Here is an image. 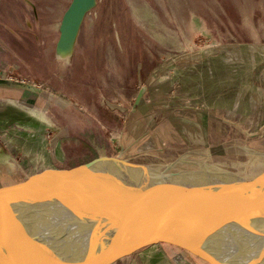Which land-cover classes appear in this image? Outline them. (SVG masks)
I'll use <instances>...</instances> for the list:
<instances>
[{
  "label": "rangeland",
  "instance_id": "rangeland-1",
  "mask_svg": "<svg viewBox=\"0 0 264 264\" xmlns=\"http://www.w3.org/2000/svg\"><path fill=\"white\" fill-rule=\"evenodd\" d=\"M71 1L0 0V77L41 88L0 89V185L26 163L100 154L237 178L264 169V0H98L66 59ZM134 260L209 264L170 243L114 264Z\"/></svg>",
  "mask_w": 264,
  "mask_h": 264
},
{
  "label": "water",
  "instance_id": "water-1",
  "mask_svg": "<svg viewBox=\"0 0 264 264\" xmlns=\"http://www.w3.org/2000/svg\"><path fill=\"white\" fill-rule=\"evenodd\" d=\"M97 3L71 1L56 53L72 57ZM9 88L25 99L41 89L0 77V89ZM6 155L0 139V162ZM159 243L209 264H240L243 255L232 246L245 248L246 258L263 255L264 169L237 178L100 154L77 163H26L0 185V264H114Z\"/></svg>",
  "mask_w": 264,
  "mask_h": 264
},
{
  "label": "bare ground",
  "instance_id": "bare-ground-1",
  "mask_svg": "<svg viewBox=\"0 0 264 264\" xmlns=\"http://www.w3.org/2000/svg\"><path fill=\"white\" fill-rule=\"evenodd\" d=\"M59 56H61L63 58H66V59H69L70 58L69 54H62V53H60ZM232 247H234L233 249H235L236 251H239L240 254L243 255V258L240 259V264H257L258 263L257 262L258 260H260V262H264V254L263 255L262 254L260 255L258 253L250 252V255L248 256V258H246L245 255H247L248 252L246 253L247 250L245 248H242V247H239L238 248V246H232ZM255 258H258V260L255 261Z\"/></svg>",
  "mask_w": 264,
  "mask_h": 264
},
{
  "label": "crops",
  "instance_id": "crops-1",
  "mask_svg": "<svg viewBox=\"0 0 264 264\" xmlns=\"http://www.w3.org/2000/svg\"><path fill=\"white\" fill-rule=\"evenodd\" d=\"M79 35H80V34H79ZM132 255H133V254H132ZM129 256H130V255H129ZM126 257H127V256H126ZM169 261H170V260H169ZM169 261H168V262H169ZM170 262H172V261H170ZM131 264H143V263H141L140 260H139V261H138V260H134V261L131 262Z\"/></svg>",
  "mask_w": 264,
  "mask_h": 264
}]
</instances>
